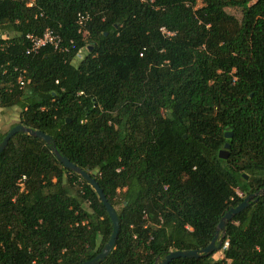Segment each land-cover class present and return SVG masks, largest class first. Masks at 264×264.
<instances>
[{"label":"trees","instance_id":"16d2710c","mask_svg":"<svg viewBox=\"0 0 264 264\" xmlns=\"http://www.w3.org/2000/svg\"><path fill=\"white\" fill-rule=\"evenodd\" d=\"M46 26L69 51L25 52V34ZM0 107L53 137L18 132L0 152V264H79L110 239L105 205L53 144L116 209L119 234L98 264L205 247L264 187V0H0ZM225 231L222 258L168 264H264V194Z\"/></svg>","mask_w":264,"mask_h":264},{"label":"water","instance_id":"95a60500","mask_svg":"<svg viewBox=\"0 0 264 264\" xmlns=\"http://www.w3.org/2000/svg\"><path fill=\"white\" fill-rule=\"evenodd\" d=\"M18 132H26L32 136L38 137L46 141L47 143L53 142V137L50 134L42 130H39V129H33L22 123H17L7 131L4 138L0 142V152H2L6 148L10 139ZM232 134H233L232 131H228L225 133L226 137H231ZM229 148H230V143L227 142L225 144V147L220 150V153H219L220 157L227 158ZM53 150L56 156L58 157V159L63 163V165L67 169L79 174L95 189L100 200L105 205L107 212L109 214V217L112 221V225H113L112 234L108 242L101 249V251L94 258L90 260H86L82 263H79V264H98L100 261L104 260V258H106L108 254L112 251V249L114 248L116 239L118 237V234H119L120 225H119V218H118L116 209L111 203V201H109L102 187L100 186L97 179L92 173L81 168L76 163L71 161L67 156L63 155L57 149L55 144H53ZM262 194H264V187L247 195L238 205L230 207L229 210L224 214V216L221 218L220 222L218 223L214 237L207 246L199 248V249L172 250L164 258H162L160 262L156 264H168L174 258H178V257H200L202 255H212L216 253L217 251H219L220 249L224 247V240L226 237L225 227L227 223L232 219V217L235 214L241 212L246 207H248L253 198L260 196Z\"/></svg>","mask_w":264,"mask_h":264},{"label":"built area","instance_id":"2783aa9c","mask_svg":"<svg viewBox=\"0 0 264 264\" xmlns=\"http://www.w3.org/2000/svg\"><path fill=\"white\" fill-rule=\"evenodd\" d=\"M32 2L28 3V5H31ZM90 13L85 12H79L77 15V23H78V32L81 33L83 39L85 41L88 38L89 31L87 28V22L90 20ZM162 31L168 35L172 34V32L168 31L165 27H162ZM3 38H6L5 35H3ZM25 42H26V48L25 52L30 53H38L42 48L50 46L54 50H58L61 52L69 51L70 45L66 44L63 40L62 35L54 28L50 26H46L43 31L41 32H27L25 34ZM74 46V40L71 39L70 42ZM86 48V47H85ZM82 51V49L78 52V54ZM77 54V55H78ZM18 81L23 84V75H20L18 77ZM20 181V184L23 186V179ZM240 193V192H239ZM227 245V242L225 243V246Z\"/></svg>","mask_w":264,"mask_h":264},{"label":"rangeland","instance_id":"374dc122","mask_svg":"<svg viewBox=\"0 0 264 264\" xmlns=\"http://www.w3.org/2000/svg\"><path fill=\"white\" fill-rule=\"evenodd\" d=\"M234 12L237 14L238 17L242 16V12L240 10H234ZM87 53H88V50L87 48L84 47L82 51L74 58L73 63L78 64L85 57ZM18 114H19V108L17 107L7 108V109L0 107V133H4L8 131L13 124L18 122V119H19ZM68 187L72 194L74 195L78 194V191H79L78 184H76L75 187H71L69 185ZM84 207L89 209L88 203H84ZM223 256H224L223 249H220L219 251L213 254V257L215 259L222 258Z\"/></svg>","mask_w":264,"mask_h":264}]
</instances>
